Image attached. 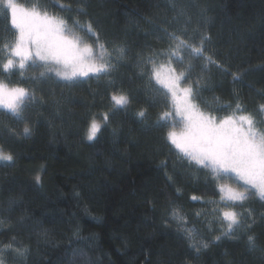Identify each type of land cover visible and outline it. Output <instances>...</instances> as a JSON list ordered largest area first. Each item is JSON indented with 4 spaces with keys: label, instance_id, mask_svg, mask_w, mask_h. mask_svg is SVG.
<instances>
[{
    "label": "trees",
    "instance_id": "1",
    "mask_svg": "<svg viewBox=\"0 0 264 264\" xmlns=\"http://www.w3.org/2000/svg\"><path fill=\"white\" fill-rule=\"evenodd\" d=\"M16 2L63 19L90 38L100 56L91 34L74 25L91 23L114 67L71 81L54 73L39 78L43 69L30 67L31 61L23 75L18 67L5 71L4 45L14 44L18 33L0 0V82L36 97L26 102L23 119L0 105V149L14 158L0 161L4 264H264V199L249 191L243 207H235L245 226L223 234L227 222L213 209L234 205L221 200L219 185L244 187L234 175L217 180L166 139L171 127L157 121L174 105L147 62L149 56L156 66L168 62L156 55L169 47L166 33L197 44L206 33L205 54L216 63L205 70L204 60L182 53L192 64L186 75L194 90L203 78L196 104L220 119L232 114L238 97L247 113L264 118L258 111L264 105V0H60L71 11L55 0ZM171 64L177 72L186 67ZM120 94L130 101L124 108L111 99ZM93 118L101 129L88 140ZM174 209L194 226L191 240L172 217Z\"/></svg>",
    "mask_w": 264,
    "mask_h": 264
},
{
    "label": "snow or ice",
    "instance_id": "2",
    "mask_svg": "<svg viewBox=\"0 0 264 264\" xmlns=\"http://www.w3.org/2000/svg\"><path fill=\"white\" fill-rule=\"evenodd\" d=\"M3 3L5 8L10 10L11 25L18 30L14 44L4 45L8 52L7 61L3 64L5 71L18 67L23 75V70L31 61L30 67L43 69L39 71V78L54 73L63 80L71 81L80 76L86 77L89 73H95L97 76L107 75L113 69L111 57L108 60L104 59L105 46L99 43L98 34L93 30L91 23L81 24L79 20L74 21L77 28L90 33L97 42L101 50L99 59L93 55V46L82 43V38L63 19L50 16L47 11L41 12L38 5L25 8L15 0H3ZM55 3L63 10H72L71 5L62 4L60 0H55ZM166 35L170 41L169 47L156 55L167 58L169 75L161 79L155 57L147 58V62L154 66L155 80L167 88L175 105L174 111L163 112L157 123L168 121L171 130L167 132L166 139L189 162L210 169L217 180L232 179L234 175L237 181H243L244 185L250 186L240 190L227 183L219 185L220 191L224 193L221 200L226 203L231 202L234 207L228 210L213 209V211H222L223 221L227 222V231L223 234L232 235L235 228L245 226L243 212L236 211L235 207H243V202L249 199V191L254 190V195L264 199V118L257 120L252 113H247L238 97L232 114L223 118L218 119L210 113L201 111L193 103V99L199 94L203 78L195 81L194 90L190 78L186 75V72L191 71L192 64L190 61L186 63L185 55L204 60L207 70L208 64L216 63L211 56L205 54V46L210 43L211 37L200 32L197 44L190 43L175 32ZM117 51L124 54L122 48ZM172 60L186 64L185 70L177 72L171 67ZM182 81L187 86L181 87ZM35 99V94L24 88H9L0 82V105L21 119L26 102ZM111 99L114 101V107L119 108L126 107L130 102L128 96L123 94L113 95ZM227 107L232 108V105L229 104ZM258 111L264 117V105H260ZM138 115L144 117L145 113L141 111ZM102 120L104 123L108 122L107 113L103 114ZM177 127L180 131L176 130ZM100 129L101 124L93 118L87 130V139L94 140ZM30 131L27 125L23 128L25 135ZM13 159L11 154L0 150V161L11 162ZM35 180L39 183L40 177L37 175ZM192 199L196 200L197 197L193 196ZM171 215L179 221L185 235L191 240L194 226L188 225L187 218L178 209H174ZM196 215L199 216L200 213ZM215 239L219 240L220 236ZM248 242L254 246L252 235L248 236ZM201 246L206 248L208 245L202 242ZM15 251L21 256L26 252L20 249ZM0 264H4L3 259H0Z\"/></svg>",
    "mask_w": 264,
    "mask_h": 264
},
{
    "label": "rangeland",
    "instance_id": "3",
    "mask_svg": "<svg viewBox=\"0 0 264 264\" xmlns=\"http://www.w3.org/2000/svg\"><path fill=\"white\" fill-rule=\"evenodd\" d=\"M15 2H16V0H15ZM16 3H18V2H16ZM18 4H20V3H18ZM20 5H22V4H20ZM23 6V5H22ZM23 7H25V6H23ZM25 8H27V7H25ZM29 8V7H28ZM52 16V15H51ZM17 30V29H16ZM17 33H18V30H17ZM77 35H79L81 38H82V43H87V44H91L92 46H93V55L97 58V59H99V55L96 53V51L95 50H97V48L93 45V43H92V41H90V38H88L86 35H83V34H80V33H76ZM16 59H18V58H16ZM160 65H164V67H160ZM157 68H158V70L160 71V75H161V79H165L168 75H169V73H168V62H163V63H161V64H159V65H157L156 66ZM171 67L173 68V65L171 64ZM91 74H95V73H89V75H91ZM81 77H84V76H81ZM161 84V83H160ZM162 85V87L163 88H165L164 87V85L163 84H161ZM185 86H187L183 81L181 82V87H185ZM166 90H167V88H165ZM167 92H168V90H167ZM171 97V96H170ZM171 102L173 103V100H172V98H171ZM193 103H195L196 104V102L194 101V99H193ZM173 105H174V103H173ZM197 105V104H196ZM198 106V105H197ZM174 107H175V105H174ZM199 107V106H198ZM199 109L201 110V111H203L200 107H199ZM204 112V111H203ZM220 118H223V117H220ZM177 131H180V128L179 129H177ZM175 147V146H174ZM1 150V149H0ZM240 183H241V186H243V187H249L250 188V186H246V185H244L243 184V181H239Z\"/></svg>",
    "mask_w": 264,
    "mask_h": 264
}]
</instances>
